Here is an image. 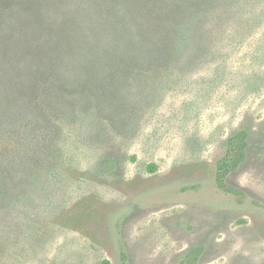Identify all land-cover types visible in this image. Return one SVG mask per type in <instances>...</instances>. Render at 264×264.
Listing matches in <instances>:
<instances>
[{
  "label": "rangeland",
  "instance_id": "obj_1",
  "mask_svg": "<svg viewBox=\"0 0 264 264\" xmlns=\"http://www.w3.org/2000/svg\"><path fill=\"white\" fill-rule=\"evenodd\" d=\"M263 10L255 0L231 18L222 55L201 58L130 134L105 123L110 143L65 132L43 143L52 162L65 153L46 163L59 171L62 202L3 243L11 254L0 264H264ZM238 18L248 21L239 31ZM242 130L245 156L227 177L241 192L228 193L218 161Z\"/></svg>",
  "mask_w": 264,
  "mask_h": 264
},
{
  "label": "trees",
  "instance_id": "obj_2",
  "mask_svg": "<svg viewBox=\"0 0 264 264\" xmlns=\"http://www.w3.org/2000/svg\"><path fill=\"white\" fill-rule=\"evenodd\" d=\"M252 1L0 0L1 258L11 254L3 243L62 202L59 171L46 163L65 153L52 162L41 146L64 132L69 141L110 143L105 128L118 123L130 134L201 58L222 55L228 21ZM237 20L238 31L248 24ZM121 111L130 122H118ZM227 143L216 184L239 193L227 177L244 159L247 133Z\"/></svg>",
  "mask_w": 264,
  "mask_h": 264
}]
</instances>
